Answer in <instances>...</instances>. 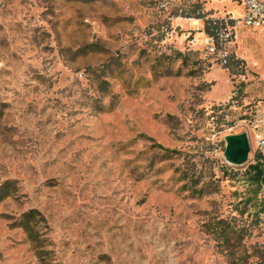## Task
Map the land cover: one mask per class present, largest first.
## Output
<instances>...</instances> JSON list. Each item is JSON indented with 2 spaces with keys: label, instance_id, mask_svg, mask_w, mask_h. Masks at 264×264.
<instances>
[{
  "label": "rangeland",
  "instance_id": "1",
  "mask_svg": "<svg viewBox=\"0 0 264 264\" xmlns=\"http://www.w3.org/2000/svg\"><path fill=\"white\" fill-rule=\"evenodd\" d=\"M194 6L241 17L213 0H0V264H228L205 226L242 208L248 225L264 195L247 170L264 154V29L236 26L219 68L181 41ZM242 133L233 166L225 138Z\"/></svg>",
  "mask_w": 264,
  "mask_h": 264
},
{
  "label": "trees",
  "instance_id": "2",
  "mask_svg": "<svg viewBox=\"0 0 264 264\" xmlns=\"http://www.w3.org/2000/svg\"><path fill=\"white\" fill-rule=\"evenodd\" d=\"M198 7L194 6L193 13L199 11ZM206 15L208 13H202L197 17ZM220 23L221 19H205V33L212 34L213 29H216ZM178 57H181L180 54ZM157 147L162 148L161 146ZM262 159H264V154L260 151L256 152L254 163L247 168L257 191L264 186ZM181 176L183 178L184 174ZM194 193H199V191L194 190ZM248 202L249 200H246L244 205H247ZM252 207H255L253 214H246V219L251 218L248 225L244 220L245 208H242L239 216H230V219H211L205 226L206 232L213 237L216 247L226 257L228 264H264V238L260 242L250 243L254 228H259L261 233H264V195L258 201L256 200Z\"/></svg>",
  "mask_w": 264,
  "mask_h": 264
},
{
  "label": "built area",
  "instance_id": "3",
  "mask_svg": "<svg viewBox=\"0 0 264 264\" xmlns=\"http://www.w3.org/2000/svg\"><path fill=\"white\" fill-rule=\"evenodd\" d=\"M192 4H199L200 0H189ZM218 3H233L239 9L241 17L234 19L230 14L224 19L216 29H213L212 34H207L204 31V20L207 17H197L202 14L197 11L195 19H187L195 23L196 28L186 30L181 34L182 43L189 48L200 47L204 56L210 59L213 65L219 68H227L230 60L231 43L233 39L232 30L240 25L249 29H264V0H213ZM166 2H161L160 7H165ZM213 19V18H209ZM186 20V19H185ZM168 34V33H167ZM173 31L167 35L172 37ZM200 37L202 43L199 44ZM257 147L264 148V138L257 139Z\"/></svg>",
  "mask_w": 264,
  "mask_h": 264
},
{
  "label": "water",
  "instance_id": "4",
  "mask_svg": "<svg viewBox=\"0 0 264 264\" xmlns=\"http://www.w3.org/2000/svg\"><path fill=\"white\" fill-rule=\"evenodd\" d=\"M225 144V159L229 164L242 166L246 163L250 153V143L247 133L227 136Z\"/></svg>",
  "mask_w": 264,
  "mask_h": 264
},
{
  "label": "crops",
  "instance_id": "5",
  "mask_svg": "<svg viewBox=\"0 0 264 264\" xmlns=\"http://www.w3.org/2000/svg\"><path fill=\"white\" fill-rule=\"evenodd\" d=\"M259 89V88H258ZM254 113H256V120L253 133L256 135H264V102L260 101L254 106Z\"/></svg>",
  "mask_w": 264,
  "mask_h": 264
}]
</instances>
